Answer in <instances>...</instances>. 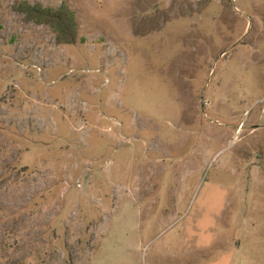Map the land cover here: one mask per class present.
Here are the masks:
<instances>
[{
  "label": "rangeland",
  "instance_id": "1",
  "mask_svg": "<svg viewBox=\"0 0 264 264\" xmlns=\"http://www.w3.org/2000/svg\"><path fill=\"white\" fill-rule=\"evenodd\" d=\"M0 264H264V0H0Z\"/></svg>",
  "mask_w": 264,
  "mask_h": 264
},
{
  "label": "trees",
  "instance_id": "2",
  "mask_svg": "<svg viewBox=\"0 0 264 264\" xmlns=\"http://www.w3.org/2000/svg\"><path fill=\"white\" fill-rule=\"evenodd\" d=\"M31 20L46 24L57 34L60 44H75L78 35V25L74 12L67 6L60 9L36 8L26 11Z\"/></svg>",
  "mask_w": 264,
  "mask_h": 264
}]
</instances>
